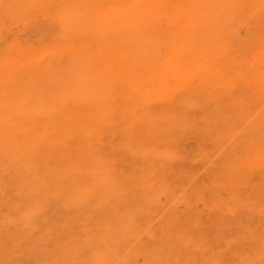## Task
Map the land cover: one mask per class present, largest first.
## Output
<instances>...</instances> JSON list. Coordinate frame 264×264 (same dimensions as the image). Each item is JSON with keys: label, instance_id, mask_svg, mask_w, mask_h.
Returning <instances> with one entry per match:
<instances>
[{"label": "bare ground", "instance_id": "bare-ground-1", "mask_svg": "<svg viewBox=\"0 0 264 264\" xmlns=\"http://www.w3.org/2000/svg\"><path fill=\"white\" fill-rule=\"evenodd\" d=\"M0 264H264V0H0Z\"/></svg>", "mask_w": 264, "mask_h": 264}]
</instances>
